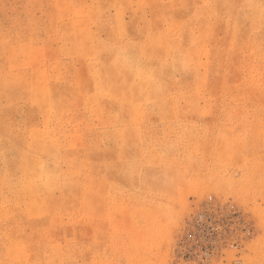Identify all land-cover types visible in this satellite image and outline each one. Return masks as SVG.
Instances as JSON below:
<instances>
[{"label":"rangeland","instance_id":"1","mask_svg":"<svg viewBox=\"0 0 264 264\" xmlns=\"http://www.w3.org/2000/svg\"><path fill=\"white\" fill-rule=\"evenodd\" d=\"M0 264H264V0H0Z\"/></svg>","mask_w":264,"mask_h":264}]
</instances>
